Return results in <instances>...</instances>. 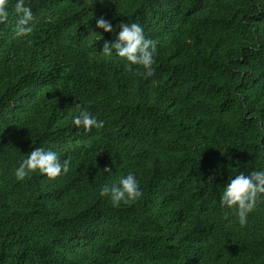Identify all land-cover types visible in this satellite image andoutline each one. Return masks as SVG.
<instances>
[{"label": "trees", "instance_id": "obj_1", "mask_svg": "<svg viewBox=\"0 0 264 264\" xmlns=\"http://www.w3.org/2000/svg\"><path fill=\"white\" fill-rule=\"evenodd\" d=\"M14 4L0 24V264H264V201L244 226L219 203L229 177L264 166V0H26L23 35ZM99 16L142 26L152 76L101 52L114 37ZM76 104L104 126L78 129ZM34 147L68 172L17 181ZM130 171L143 195L114 207L100 188Z\"/></svg>", "mask_w": 264, "mask_h": 264}, {"label": "clouds", "instance_id": "obj_2", "mask_svg": "<svg viewBox=\"0 0 264 264\" xmlns=\"http://www.w3.org/2000/svg\"><path fill=\"white\" fill-rule=\"evenodd\" d=\"M103 0H101V3ZM9 0H0V24L9 20ZM14 12L16 14L17 34L23 35L30 32L31 22L34 19L32 9L26 4V0H15ZM96 28L104 33H112L114 39H103L102 53L110 56L115 55L126 61L128 67H142L140 73L145 78L153 75L154 57L156 47L151 40L146 38L142 26L128 19L127 22L120 21L116 28L111 20L104 16L95 18ZM117 28L119 31H117ZM100 34V33H99ZM101 35V34H100ZM78 114L73 116L72 123L79 129L91 132L94 128L99 130L104 126L102 120H98L88 108L80 104L75 105ZM69 170V161L60 159L52 149L34 147L14 168V177L17 181H24L33 173L44 175L47 179H55ZM108 168L104 172H110ZM100 196H107L114 207L122 202H134L143 195L139 181L133 172H128L118 179V183L105 184L100 188ZM264 201V166L250 172L240 171L229 177L223 185L219 195V203L222 209L234 210L239 224L247 223L248 214L253 211L258 203Z\"/></svg>", "mask_w": 264, "mask_h": 264}]
</instances>
